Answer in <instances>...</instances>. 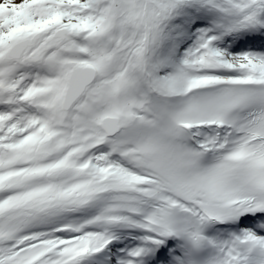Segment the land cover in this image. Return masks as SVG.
<instances>
[{"label": "snow or ice", "instance_id": "obj_1", "mask_svg": "<svg viewBox=\"0 0 264 264\" xmlns=\"http://www.w3.org/2000/svg\"><path fill=\"white\" fill-rule=\"evenodd\" d=\"M0 264H264V0H0Z\"/></svg>", "mask_w": 264, "mask_h": 264}]
</instances>
